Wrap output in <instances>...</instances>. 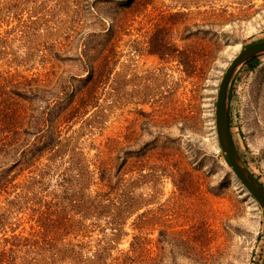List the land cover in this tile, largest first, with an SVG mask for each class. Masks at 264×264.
Wrapping results in <instances>:
<instances>
[{
    "label": "rangeland",
    "instance_id": "rangeland-1",
    "mask_svg": "<svg viewBox=\"0 0 264 264\" xmlns=\"http://www.w3.org/2000/svg\"><path fill=\"white\" fill-rule=\"evenodd\" d=\"M261 40L264 0H0V264H262L264 211L215 132ZM56 86L99 87L64 119ZM228 119L264 189V54Z\"/></svg>",
    "mask_w": 264,
    "mask_h": 264
},
{
    "label": "water",
    "instance_id": "water-1",
    "mask_svg": "<svg viewBox=\"0 0 264 264\" xmlns=\"http://www.w3.org/2000/svg\"><path fill=\"white\" fill-rule=\"evenodd\" d=\"M264 54V40L244 47L227 66L220 80L215 101V132L220 150L240 183L264 211V189L241 162L234 147L228 119L229 86L236 69L247 61ZM262 264H264V259Z\"/></svg>",
    "mask_w": 264,
    "mask_h": 264
},
{
    "label": "trees",
    "instance_id": "trees-1",
    "mask_svg": "<svg viewBox=\"0 0 264 264\" xmlns=\"http://www.w3.org/2000/svg\"><path fill=\"white\" fill-rule=\"evenodd\" d=\"M105 64H108V56L104 55L102 56V59ZM89 79L93 78V70H91V73L88 77ZM102 79V75L98 74V76L95 77L93 82H100ZM85 88L84 90H80L78 86H56L52 87L50 91H47L46 93L50 96L52 95V99L49 102H54L52 107L47 106L48 112L45 114L48 116H56L58 113L64 112V119H68L69 116H73V114L79 112L81 109H84L85 106L89 105L90 101H92L95 98L96 89L99 86H81ZM33 93L37 94L39 92H44L39 87H36L34 90H32ZM31 91V92H32ZM78 98V100H77ZM76 99V100H75ZM59 115V114H58ZM49 138V137H48ZM52 139V138H51ZM45 144V143H44ZM41 147H43V145ZM39 147V148H41ZM38 146H34V149L38 150ZM105 179L104 176H101L100 180L103 182ZM117 210H119L117 208Z\"/></svg>",
    "mask_w": 264,
    "mask_h": 264
}]
</instances>
